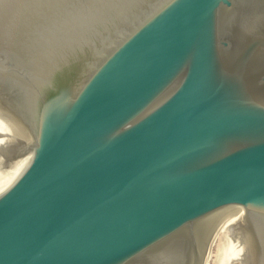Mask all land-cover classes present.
Instances as JSON below:
<instances>
[{"label":"water","instance_id":"95a60500","mask_svg":"<svg viewBox=\"0 0 264 264\" xmlns=\"http://www.w3.org/2000/svg\"><path fill=\"white\" fill-rule=\"evenodd\" d=\"M264 264V0H0V264Z\"/></svg>","mask_w":264,"mask_h":264},{"label":"bare ground","instance_id":"6f19581e","mask_svg":"<svg viewBox=\"0 0 264 264\" xmlns=\"http://www.w3.org/2000/svg\"><path fill=\"white\" fill-rule=\"evenodd\" d=\"M232 223H238V213L228 214L222 226L217 231L214 240L212 241V246L216 244V251L211 254L209 251L205 264H207L212 259L214 264H234L237 262H232V251H231V241L228 237V228L232 226ZM212 248V247H211ZM240 263V262H239Z\"/></svg>","mask_w":264,"mask_h":264},{"label":"rangeland","instance_id":"374dc122","mask_svg":"<svg viewBox=\"0 0 264 264\" xmlns=\"http://www.w3.org/2000/svg\"><path fill=\"white\" fill-rule=\"evenodd\" d=\"M216 244L217 243H215L213 246H212V248H211V254H214L215 253V251H216ZM213 260V259H212ZM212 260L211 261H209L207 264H214V263H212ZM241 263V262H240ZM239 262H237V263H234V264H240Z\"/></svg>","mask_w":264,"mask_h":264}]
</instances>
